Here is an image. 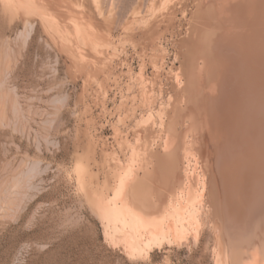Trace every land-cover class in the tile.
Masks as SVG:
<instances>
[{"label":"bare ground","instance_id":"6f19581e","mask_svg":"<svg viewBox=\"0 0 264 264\" xmlns=\"http://www.w3.org/2000/svg\"><path fill=\"white\" fill-rule=\"evenodd\" d=\"M152 1L144 41L157 50L142 55L135 76L123 71L140 107L123 108L116 123L112 218L136 246L193 242L212 246L211 264H264V0ZM133 9L140 20L144 10ZM178 15L189 18L165 55ZM82 28L69 32L79 56L101 43L91 23Z\"/></svg>","mask_w":264,"mask_h":264},{"label":"rangeland","instance_id":"374dc122","mask_svg":"<svg viewBox=\"0 0 264 264\" xmlns=\"http://www.w3.org/2000/svg\"><path fill=\"white\" fill-rule=\"evenodd\" d=\"M148 1L0 0V264L212 263V246H136L112 218L111 181L122 164L114 132L134 104L125 72L135 76L156 49L144 41L154 18ZM22 2L24 11L15 9ZM133 8L145 11L138 21ZM188 18L178 15L165 33L163 54L173 53ZM85 23L105 44L79 56L69 32Z\"/></svg>","mask_w":264,"mask_h":264}]
</instances>
